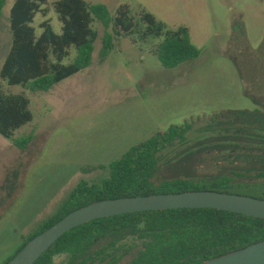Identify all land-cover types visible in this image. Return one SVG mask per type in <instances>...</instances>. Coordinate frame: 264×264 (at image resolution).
<instances>
[{
    "label": "rangeland",
    "instance_id": "1",
    "mask_svg": "<svg viewBox=\"0 0 264 264\" xmlns=\"http://www.w3.org/2000/svg\"><path fill=\"white\" fill-rule=\"evenodd\" d=\"M42 6L33 26L61 23ZM111 12L152 14L166 30L186 27L200 56L165 69L153 53L161 39L115 40L100 58L103 28L91 65L46 92L8 86L30 100L33 121L14 138L32 134L25 149L0 135V264H5L40 224L53 216L81 182L98 183L107 167L157 131L188 122L185 140L159 157L156 183L198 181L264 170V0H85ZM7 0L0 18V70L11 43ZM75 52L65 60L67 64ZM83 167L95 170L82 171ZM237 181L249 182L246 178ZM64 257L56 258V264ZM129 259L120 264H128Z\"/></svg>",
    "mask_w": 264,
    "mask_h": 264
},
{
    "label": "trees",
    "instance_id": "2",
    "mask_svg": "<svg viewBox=\"0 0 264 264\" xmlns=\"http://www.w3.org/2000/svg\"><path fill=\"white\" fill-rule=\"evenodd\" d=\"M7 0H0V18ZM47 0H15L8 21L11 43L0 70L8 86L31 92H46L91 65L99 38L95 24L103 28L99 56L114 49L115 40L129 37L135 44L161 39L153 53L165 69H175L196 60L200 50L192 43L188 28L166 30L152 14L133 16L127 6L114 12L103 3L57 0L53 9L61 23L57 34L48 20L33 26ZM71 51L75 52L71 62ZM33 121L30 100L24 94L6 93L0 85V135L25 149L32 134L14 138L17 130ZM191 124L171 125L129 148L107 167V177L98 183H79L58 211L42 222L9 261L38 234L70 212L95 202L152 194L215 191L264 199V170L234 173L217 179L192 181L183 177L156 183L161 153L185 140ZM95 170L83 167L82 171ZM246 178L251 181H237ZM1 220V219H0ZM264 241V219L216 209H177L123 214L91 221L61 236L34 264H203L211 259Z\"/></svg>",
    "mask_w": 264,
    "mask_h": 264
},
{
    "label": "water",
    "instance_id": "3",
    "mask_svg": "<svg viewBox=\"0 0 264 264\" xmlns=\"http://www.w3.org/2000/svg\"><path fill=\"white\" fill-rule=\"evenodd\" d=\"M177 209H216L264 219V199L215 191H188L101 200L70 212L35 236L8 264H34L61 236L91 221L130 213ZM203 264H264V241Z\"/></svg>",
    "mask_w": 264,
    "mask_h": 264
}]
</instances>
